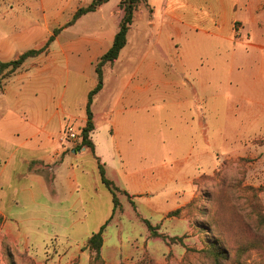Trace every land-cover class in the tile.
<instances>
[{
  "label": "crops",
  "instance_id": "obj_1",
  "mask_svg": "<svg viewBox=\"0 0 264 264\" xmlns=\"http://www.w3.org/2000/svg\"><path fill=\"white\" fill-rule=\"evenodd\" d=\"M89 1L82 5H89ZM120 1L109 0L97 10L81 16L73 25L65 27L61 36L55 39V44L60 45L55 50L57 54L53 55L55 51L51 44L49 53L28 58L12 76L21 74L22 84L14 87L6 84L2 92L8 94L12 111L36 115L49 113L40 128L34 123L24 128V131L37 128L30 136L14 142L3 141L0 145V151L5 153V160L0 165V219H3L0 231L9 241L15 238L19 242L23 238L25 249H29L31 241L27 234L22 233L23 227L18 226L21 219H43L50 223L53 219H60L62 223L66 222L65 219H96L100 229L114 217L122 218L119 207L114 210L113 195L102 181L99 161L104 166L106 177L121 190L119 205H123L122 197L128 193L126 196L134 203L139 218L149 219L148 215H161L162 219L168 217L170 210L158 209L167 198L164 193L168 182L181 175L188 178L187 184H191L189 177L195 175V168L201 169L204 165L202 161L212 157L213 149L202 146L200 140L203 129L208 128L207 124L216 125L210 118L213 107L209 100L218 95L217 63L224 67L235 63L242 67L254 64L249 77L256 94L246 95L252 98L244 96L246 102L237 108L227 99V111L240 109L238 111L243 113L254 112L258 119L260 113H264V0H147L139 9L144 6L156 16L151 14L146 17V25L154 30L156 17L161 19L166 30L161 26L159 32L166 34L165 44L171 48L172 55L128 59L137 66L122 77L106 100L107 110L97 115L94 105L100 99L103 84L92 103L95 129L90 137L94 151L82 146V142L74 146L71 141L63 140V132L68 125L83 128L87 121L85 114H71L67 118L63 89L71 72V63H76L78 76L90 74L93 62L112 46L119 29L123 16ZM80 2L0 0V59L11 60L45 41L53 32V27L65 23L74 15ZM112 2L114 6L105 12V21L89 19ZM66 31L73 32L61 42ZM245 32L250 36L254 34L259 40L247 38ZM219 46L226 50L219 59L212 57V53L200 51L201 48ZM88 49L94 51L86 53ZM79 51L81 61L78 59L77 62L73 55L79 56ZM239 59L241 62H237ZM41 87H48L50 92L40 94ZM156 88L176 97L171 106L176 108L177 118L173 116L169 120L170 135H174L176 140H172L170 146L165 133L162 137L164 143H155L151 133H137L139 120L142 124L149 116V107L146 106L145 113L139 115L137 121V104L140 100H151ZM40 133H44V137H38ZM215 140L216 137L213 143ZM211 142L210 134L206 143ZM87 147L93 152L91 157L86 152ZM23 148L28 154L21 160L30 167L28 180L14 189L16 195L12 200V209L8 210L5 209V201H2L4 185L12 181L9 177L21 174L13 163L17 161L15 155ZM101 184L108 190L102 189ZM137 198H142L140 203L135 200ZM185 202L184 198L176 207L183 206ZM9 219H16V223ZM80 221H73L71 225L84 226ZM105 230L101 255L106 264H117L122 259L116 255L112 241L107 240ZM84 234L85 238L77 248L78 254L67 256V250L60 254V258L69 259L66 264L75 257L81 259L80 264H89L90 252L86 244L91 233ZM126 252L127 256L131 255L128 249Z\"/></svg>",
  "mask_w": 264,
  "mask_h": 264
},
{
  "label": "rangeland",
  "instance_id": "obj_2",
  "mask_svg": "<svg viewBox=\"0 0 264 264\" xmlns=\"http://www.w3.org/2000/svg\"><path fill=\"white\" fill-rule=\"evenodd\" d=\"M85 2L87 0H81L78 9L83 7L82 3ZM113 6L114 2L106 8H102L99 14H92L89 19L105 21V12L107 13L108 9ZM151 14L156 16L146 10L144 6L137 10L135 21L128 32L126 46L121 50L114 63H107L103 67V84L105 86L100 99L94 105L97 115L107 110L106 100L109 99V95L122 77L132 72L137 66L128 59H140L143 56L160 58L172 55L171 48L165 44L167 43L166 34L159 32L161 26L166 30V25L162 23L161 19L156 17L157 26L154 30L147 27L145 20ZM111 15H113L112 11ZM72 17L65 23L53 27V31L57 27H62L56 40L61 36L67 27V22ZM72 32L66 31L61 42H64ZM167 34L169 35L168 32ZM245 35L252 40H259L254 34L250 36V33L245 32ZM173 39L177 41V37L174 36ZM56 40L52 43L53 51L60 46L58 43L55 44ZM44 42L39 43L36 47L41 46ZM248 50H251L249 46ZM93 51L88 49L86 53ZM200 51L210 55L212 53L211 56H216L218 59L226 52L220 46L218 48H201ZM56 52H53V55L57 54ZM79 54V56H77L78 54L73 55L77 62L78 59L81 61L79 58L81 51ZM98 58L92 64L95 71ZM237 62H241V60L239 59ZM232 65L224 67L217 63L216 92L218 95L209 100L213 107L210 118L216 122V125L207 124L208 128L203 129L201 135L202 146H210L213 149L212 157L210 160L202 161L204 165L201 169L195 168V175L189 177L191 184H187L188 178L181 175H176L168 182L167 191L164 193L167 198L164 200V205L158 208L159 211L170 210L168 217L162 219L161 215L155 217L148 215L149 219H141L136 213L134 203L126 196L128 193L122 197L123 205L118 206L122 218L114 217L107 224L105 230L107 240L112 241L116 255L122 259L117 264H264V113H260L258 119L254 112L243 113L238 111L240 109L230 113L227 111V99L231 100L234 107L237 108L246 102L245 97L252 98L246 95L254 96L256 94V91L252 90L253 84L251 85L252 80L249 77L251 68H255L254 64H248L246 67H242L239 63ZM75 66H77L76 63H71V72L63 89L66 96L67 118H70L71 114L79 116L85 114L87 118L88 94L96 86L98 76L93 69L88 75L78 76ZM14 74L6 78L3 74L0 75V145L3 141L14 142L30 136L37 128L32 127L29 131H24V128L30 123H34L40 128L49 117L47 112H41L46 113L44 115L41 113L36 115L35 113L11 110L8 94L2 92L6 84H10V87L22 84L21 74L13 78ZM40 91V94L45 95L50 92V89L41 87ZM155 92L151 100L148 102L140 100L137 104L139 109L137 121L139 115L145 113L146 106L149 107V116L143 121V127H140L142 124L139 120L137 133L140 135H150L151 133L155 143L163 142L162 137L165 133L167 136L165 139L170 140V146L171 141L176 140L174 135H170L171 123L169 122L173 116L175 119L177 118L176 108L171 106V102L176 97L170 93H163L158 88L155 89ZM244 93L245 95H243ZM74 129L79 132L81 127ZM210 134L212 135L211 144L206 143ZM44 135V133H40L38 137H44ZM214 137L217 141L215 140L213 143ZM86 152L89 157L93 155L88 147ZM3 154L5 153L0 151L2 160L0 165L5 160ZM15 157L17 161L13 164L18 167L21 174L13 178L9 177L12 181L4 185L3 194L5 196L2 201H5L4 206L8 210L12 209V200L16 195L14 189L23 186L27 182L29 174V165L21 161L22 158L28 157L25 148L21 149ZM101 185L102 189L108 190L104 184ZM184 198L186 199L185 204L176 207ZM141 199L135 200L140 203ZM9 220L16 223V219ZM78 220H81L80 222H83L84 226L71 225V222ZM146 220L157 227L156 233H161L164 236H156L155 233H152ZM65 221L62 223L60 219H53V223H50L43 219H21L18 226L23 227L22 233L27 234L26 236L31 241L29 249L24 248L23 238L19 242L15 238L13 241H9L0 231V264H66L69 259L60 258V254L66 250L68 251L67 256L78 254L77 248L85 238L84 233L92 234L98 231L99 225L96 219H65ZM2 222L3 219H0V228ZM51 233L53 235H50ZM213 244L218 249L221 248L223 254L220 258L214 255L211 247ZM126 249L129 250L130 256H127ZM89 252V264H106L104 259L103 262H91L92 252L90 250ZM80 261L79 257H75L67 264H80Z\"/></svg>",
  "mask_w": 264,
  "mask_h": 264
},
{
  "label": "trees",
  "instance_id": "obj_3",
  "mask_svg": "<svg viewBox=\"0 0 264 264\" xmlns=\"http://www.w3.org/2000/svg\"><path fill=\"white\" fill-rule=\"evenodd\" d=\"M109 0H92V2L87 5L80 7L73 15L72 19L67 22L66 26L73 25L81 16L84 14L97 10L98 7L108 2ZM147 0H121L119 3L120 8L123 10V16L121 18L119 29L114 36V40L112 46L102 55L99 56L97 64H96V73L98 76V82L95 87H93L88 94V100L86 105V113H87V122L83 128L79 130L81 138H82V146H88L94 151V143L91 140L90 134L95 129L93 113L91 110V105L93 103L95 95L99 92V90L103 87V78L104 72L103 67L107 63H114L120 53L121 50L126 46L128 42V32L133 24L134 17L136 11L139 9L142 3ZM62 30V27H57L54 31L47 37L45 42L38 47L27 49L21 53H19L16 57L11 60H1L0 59V75L3 74L4 77H8L18 71L25 61L30 57H35L43 53H47L50 50L51 44L56 39V36ZM99 169L103 183L109 188L113 195L114 202V210L119 206L118 192H120V188L115 185V183L108 179L105 175V169L102 163L99 161ZM148 227L152 233H155L156 236H160L161 233H156L157 227L151 224L148 220H146ZM107 223L103 224L98 231L93 232L87 240L86 247L92 252L91 262L102 261L103 257L101 255V248L104 242V230L106 228ZM164 236V235H161ZM214 251V255L217 258H220L223 254L221 248H217L215 244L211 246ZM122 264V263H120Z\"/></svg>",
  "mask_w": 264,
  "mask_h": 264
},
{
  "label": "built area",
  "instance_id": "obj_4",
  "mask_svg": "<svg viewBox=\"0 0 264 264\" xmlns=\"http://www.w3.org/2000/svg\"><path fill=\"white\" fill-rule=\"evenodd\" d=\"M62 139L65 141H71L74 146H78L82 142L80 133L77 132L72 125H68L65 128Z\"/></svg>",
  "mask_w": 264,
  "mask_h": 264
}]
</instances>
